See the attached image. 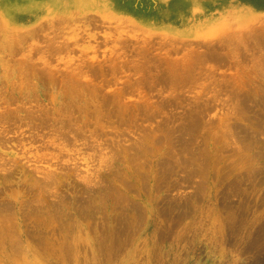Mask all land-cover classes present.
<instances>
[{
	"label": "rangeland",
	"instance_id": "rangeland-1",
	"mask_svg": "<svg viewBox=\"0 0 264 264\" xmlns=\"http://www.w3.org/2000/svg\"><path fill=\"white\" fill-rule=\"evenodd\" d=\"M0 264H264V0H0Z\"/></svg>",
	"mask_w": 264,
	"mask_h": 264
},
{
	"label": "bare ground",
	"instance_id": "bare-ground-1",
	"mask_svg": "<svg viewBox=\"0 0 264 264\" xmlns=\"http://www.w3.org/2000/svg\"><path fill=\"white\" fill-rule=\"evenodd\" d=\"M176 138V137H175ZM184 141V140H183ZM181 144V143H180ZM186 150V149H185ZM185 157V156H184ZM183 159V158H182ZM175 162V161H174Z\"/></svg>",
	"mask_w": 264,
	"mask_h": 264
}]
</instances>
